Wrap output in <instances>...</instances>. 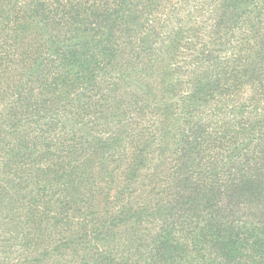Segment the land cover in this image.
I'll return each mask as SVG.
<instances>
[{"label": "trees", "instance_id": "trees-1", "mask_svg": "<svg viewBox=\"0 0 264 264\" xmlns=\"http://www.w3.org/2000/svg\"><path fill=\"white\" fill-rule=\"evenodd\" d=\"M0 264H264V0H0Z\"/></svg>", "mask_w": 264, "mask_h": 264}, {"label": "rangeland", "instance_id": "rangeland-1", "mask_svg": "<svg viewBox=\"0 0 264 264\" xmlns=\"http://www.w3.org/2000/svg\"><path fill=\"white\" fill-rule=\"evenodd\" d=\"M248 92L244 89L243 91L239 92L237 95V99L240 100L239 102L243 101L244 99H246V97L248 96Z\"/></svg>", "mask_w": 264, "mask_h": 264}]
</instances>
